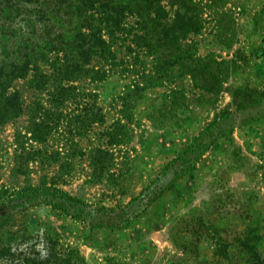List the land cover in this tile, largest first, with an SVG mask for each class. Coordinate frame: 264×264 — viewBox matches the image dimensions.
I'll return each mask as SVG.
<instances>
[{"label": "rangeland", "instance_id": "374dc122", "mask_svg": "<svg viewBox=\"0 0 264 264\" xmlns=\"http://www.w3.org/2000/svg\"><path fill=\"white\" fill-rule=\"evenodd\" d=\"M139 1L114 34L102 25L105 55L86 61L75 45L52 50L8 88L22 109L0 122V203L45 186L86 208L81 217L46 203L12 208L0 242L47 228L84 264H253L252 247L264 262V0H161V8L144 0L152 13H139ZM52 16L41 21V36L49 24L74 30L68 15ZM188 17L199 20L197 31L186 32ZM0 57L8 62V47ZM35 120L53 126L45 140L35 138ZM198 137L207 149L187 152L186 171L163 194L146 196ZM168 147L175 156L143 179ZM137 196L143 209L132 206L125 227L96 213L119 211ZM191 209L201 216L188 231L179 221ZM194 241L196 255L178 245Z\"/></svg>", "mask_w": 264, "mask_h": 264}, {"label": "trees", "instance_id": "16d2710c", "mask_svg": "<svg viewBox=\"0 0 264 264\" xmlns=\"http://www.w3.org/2000/svg\"><path fill=\"white\" fill-rule=\"evenodd\" d=\"M146 1L149 5H154L155 8H161V0ZM134 2L135 0H0V48L8 47V52L11 55L8 62H3L0 57V122H5L18 115L22 109L18 93L8 94V88L14 79L25 77L30 71L31 65L45 59L48 53L55 49L67 51L73 45L78 46V48L75 47L76 50L81 52V56L86 61H90L94 55H105L109 45L102 34V25L108 23L109 26L105 27L110 30L111 34H114V30L121 27L125 11L135 9ZM138 4L137 11L139 13L143 7L150 13L155 10H147V3L144 0L139 1ZM58 11L68 15L74 30L63 34L55 30V25L49 24L48 30L45 32L46 37L41 36L39 33L41 21L49 15L54 17ZM188 19L189 28L186 32L197 31L199 20L192 17H188ZM59 38L62 40L59 41ZM65 92L66 90L63 89L62 93ZM51 128L53 126L49 123L35 120L32 131L36 139L45 140ZM203 139L196 138L195 142L188 145L176 159L167 163L160 177L146 187L144 194L151 196L152 193H156V188L158 194H163L170 187V182L186 171V153L191 151L200 155L207 149ZM98 151L103 150L99 149ZM171 174L175 178L169 180L168 176ZM142 199L140 196L135 197L128 206L119 211L103 208L96 210V213H99L100 216L110 215L109 225L125 227L134 217L133 213H130L131 207L135 206V213L143 209ZM42 203L51 204L54 208L79 217L86 208L81 199L73 198L57 188L26 186L13 197L0 203V227L12 220L15 214L14 211H11L12 208L21 210V208L26 209L28 205ZM92 214V211L88 212V218L94 222ZM199 216H201L199 209H191L181 217L179 226H184L186 230L192 226L191 231H193L197 228V224L192 225V222ZM101 224L104 222L98 223V225ZM93 226L95 227L94 223ZM200 226H205L203 221H200ZM10 235V239H2L0 242V264H84L85 262L76 248L60 246L57 234H53L47 228L37 232H29L25 229L18 233H10ZM40 243H43L47 249L45 255L40 252L38 247ZM178 243L186 255L190 256L198 252V249L194 250L198 247L195 246V244L197 245L195 241L192 244ZM251 250L253 254L248 261L253 264H264L261 258H257L255 249L252 247Z\"/></svg>", "mask_w": 264, "mask_h": 264}, {"label": "crops", "instance_id": "0c3cea01", "mask_svg": "<svg viewBox=\"0 0 264 264\" xmlns=\"http://www.w3.org/2000/svg\"><path fill=\"white\" fill-rule=\"evenodd\" d=\"M173 149H174L173 147H168L160 151L158 155L153 158L152 163L150 161V165H148L147 168L144 171H142L143 179L148 178L149 174L154 176V172H158V168H160V166H163L166 162L171 160L175 156L177 148H175L176 150ZM146 171L148 173H146ZM140 189L141 188L138 187V185H135V193H137ZM152 235L153 234L151 233L150 236L154 237Z\"/></svg>", "mask_w": 264, "mask_h": 264}]
</instances>
